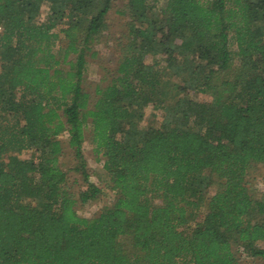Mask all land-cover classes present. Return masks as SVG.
Segmentation results:
<instances>
[{"label":"trees","instance_id":"trees-1","mask_svg":"<svg viewBox=\"0 0 264 264\" xmlns=\"http://www.w3.org/2000/svg\"><path fill=\"white\" fill-rule=\"evenodd\" d=\"M111 2L0 0V264L264 260V195L246 182L264 166V0H166L156 13L155 0H127V42L91 98L86 56ZM148 105L158 128L141 125ZM87 124L114 193L90 219L63 188L56 139L78 161V202L93 201Z\"/></svg>","mask_w":264,"mask_h":264},{"label":"rangeland","instance_id":"rangeland-1","mask_svg":"<svg viewBox=\"0 0 264 264\" xmlns=\"http://www.w3.org/2000/svg\"><path fill=\"white\" fill-rule=\"evenodd\" d=\"M166 0H155V10L158 12L165 6ZM127 0H112L110 10L106 15V29L100 34L99 40L93 43L91 50L86 56V65L82 78V88L88 93L91 98H94L96 87H105L114 76L117 67L118 58L120 57L123 46L127 42ZM42 15L46 14V9H42ZM123 13V16L119 14ZM62 38V35L60 36ZM58 45H60L58 43ZM64 43H61L63 46ZM232 51H235V46H231ZM95 54L91 56V54ZM72 58V56H70ZM67 60V62L70 60ZM234 62H237V57H234ZM67 69V66H62ZM166 80L170 85H180L181 78L166 76ZM187 97L194 101L209 100L208 96L197 94L189 91ZM94 99H92L93 101ZM173 102V101H172ZM170 101L164 102V105L170 104ZM163 113L160 109H155L153 105H148L144 109V118L141 122L142 126L158 128L162 122ZM61 143L62 153L59 156V166L66 173V183L63 188L66 192L73 194L77 203L75 205L76 213L83 218L95 217L102 208L110 207L114 201V193L110 190L111 182L108 175L102 169V161L97 160L93 154L92 133L90 125L87 124L84 130V143L82 146V155L88 173V181L100 189V195L93 201L86 204H81L77 200V194L84 190L86 185L83 182V177L75 169L78 166V161L74 157V152L68 146L67 134L63 133L56 138ZM28 153H22L20 157H27ZM204 173L203 176H207ZM250 196L253 200H259L264 195V166H255L248 171L246 178ZM215 188H212L209 193L212 194ZM155 204H158L160 199H152ZM200 213V212H199ZM203 215V213H201ZM260 247L264 249V242L260 243ZM235 250V246H234ZM236 257L240 254L235 252ZM240 264H264V260L260 259H241Z\"/></svg>","mask_w":264,"mask_h":264},{"label":"built area","instance_id":"built-area-1","mask_svg":"<svg viewBox=\"0 0 264 264\" xmlns=\"http://www.w3.org/2000/svg\"><path fill=\"white\" fill-rule=\"evenodd\" d=\"M1 31H2V29H1V27H0V33H1ZM0 72H1V63H0Z\"/></svg>","mask_w":264,"mask_h":264}]
</instances>
